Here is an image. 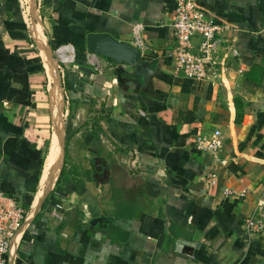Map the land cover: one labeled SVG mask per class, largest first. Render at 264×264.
Wrapping results in <instances>:
<instances>
[{
    "label": "crops",
    "instance_id": "0c3cea01",
    "mask_svg": "<svg viewBox=\"0 0 264 264\" xmlns=\"http://www.w3.org/2000/svg\"><path fill=\"white\" fill-rule=\"evenodd\" d=\"M196 1L237 51L219 82L173 73L175 0H0V190L26 212L6 264H264V0ZM214 129L218 159L194 146Z\"/></svg>",
    "mask_w": 264,
    "mask_h": 264
},
{
    "label": "built area",
    "instance_id": "2783aa9c",
    "mask_svg": "<svg viewBox=\"0 0 264 264\" xmlns=\"http://www.w3.org/2000/svg\"><path fill=\"white\" fill-rule=\"evenodd\" d=\"M170 25L172 33L168 55L172 61L173 73L192 79L219 82L229 59L237 54L234 44L225 34L228 26L215 22L196 0H175ZM139 42L140 39H137L136 43ZM67 54L69 58L66 57ZM73 56L72 52L66 53L62 48L58 50V57L62 62L72 61ZM88 57L94 65V61ZM57 69V81L62 84L65 72L60 65ZM95 69L99 70L96 62ZM194 146L218 159L223 146L222 131L214 129L207 135H197ZM216 176V170L211 169L205 176L206 183L212 184ZM25 214V209L15 196L0 190V264H6L12 237L22 226ZM244 223L251 232L260 231L264 226L263 222L251 216L246 217Z\"/></svg>",
    "mask_w": 264,
    "mask_h": 264
},
{
    "label": "water",
    "instance_id": "95a60500",
    "mask_svg": "<svg viewBox=\"0 0 264 264\" xmlns=\"http://www.w3.org/2000/svg\"><path fill=\"white\" fill-rule=\"evenodd\" d=\"M86 49L93 54L105 56L117 64L140 65L143 61L136 45L118 40L109 33H89L86 37Z\"/></svg>",
    "mask_w": 264,
    "mask_h": 264
},
{
    "label": "bare ground",
    "instance_id": "6f19581e",
    "mask_svg": "<svg viewBox=\"0 0 264 264\" xmlns=\"http://www.w3.org/2000/svg\"><path fill=\"white\" fill-rule=\"evenodd\" d=\"M67 58H69L70 56L69 55H67L66 56ZM54 77V76H53ZM58 139V138H57ZM60 141V140H59ZM56 142H54V144H55ZM59 144H60V142H59ZM59 144H55V146H53L52 148V153H51V157L49 158V161H48V167L50 168V169H52L53 168V166H54V163H55V160H57V158H59L58 157V154H60V153H58V151H60L59 150ZM61 159V158H60ZM61 161V160H60ZM57 166V165H56ZM56 166H54V167H56ZM55 172V171H54Z\"/></svg>",
    "mask_w": 264,
    "mask_h": 264
}]
</instances>
